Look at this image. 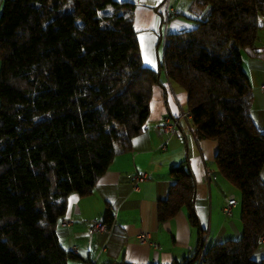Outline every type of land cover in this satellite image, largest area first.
<instances>
[{
	"label": "trees",
	"instance_id": "trees-1",
	"mask_svg": "<svg viewBox=\"0 0 264 264\" xmlns=\"http://www.w3.org/2000/svg\"><path fill=\"white\" fill-rule=\"evenodd\" d=\"M191 28L163 38V67L187 95L197 139L214 140L218 173L240 195L242 234L171 264H264V133L251 120L242 53L252 48L264 5L198 0ZM129 1L4 0L0 12V264H67L59 220L69 194L89 195L117 149L130 150L147 121L159 68L142 64ZM182 163L157 202L163 222L181 209L199 225L195 182ZM105 222L112 220L110 209Z\"/></svg>",
	"mask_w": 264,
	"mask_h": 264
},
{
	"label": "crops",
	"instance_id": "crops-1",
	"mask_svg": "<svg viewBox=\"0 0 264 264\" xmlns=\"http://www.w3.org/2000/svg\"><path fill=\"white\" fill-rule=\"evenodd\" d=\"M132 3L124 11L133 20L142 64L158 69L163 56V38L170 31L191 28L207 7L198 0H117ZM4 0H0V12ZM167 5L177 15L165 19ZM252 48L242 53L241 66L247 75L252 93L250 116L257 129L264 133V15ZM165 118L176 119L181 136L165 133L160 125ZM165 144V148H163ZM217 143L197 139L187 113V95L170 81L163 67L159 68V84L153 90L144 129L133 137L127 151L117 149L106 172L87 196L69 194L67 210L62 218L72 219L57 234L61 245L74 253L67 264H171L191 255L204 240V249L214 242L238 238L242 234L240 195L222 177L215 165ZM184 164L195 182L194 207L199 225L188 219V210L181 209L173 218L159 222L157 202L166 198L172 182L170 168ZM141 170L146 180L138 190L128 175ZM209 173V178L207 174ZM264 181V167L262 173ZM233 194L237 203L232 214L223 213L225 197ZM112 212L111 232H88L89 226ZM146 233L148 242L139 240ZM253 259L264 258V233Z\"/></svg>",
	"mask_w": 264,
	"mask_h": 264
},
{
	"label": "built area",
	"instance_id": "built-area-1",
	"mask_svg": "<svg viewBox=\"0 0 264 264\" xmlns=\"http://www.w3.org/2000/svg\"><path fill=\"white\" fill-rule=\"evenodd\" d=\"M261 4L264 5V0H258ZM177 15V9L174 6L167 5L166 11H165V19H170ZM260 88L264 91V84L260 86ZM189 115V114H188ZM160 128L165 132V133H175L178 136H181L180 130L178 128V122L176 119L172 118H165L164 122L160 125ZM165 148V144L162 146ZM129 178L133 181V189L138 190L140 188V183L146 180V173L144 171L138 170L134 172L133 174L128 175ZM209 178V173L207 174ZM237 203L235 196L233 194H230L225 197V202L223 206V213L226 216H230L232 214V209ZM72 219L68 218H62L60 220V223L62 225H67L70 224ZM95 231H105V232H111V229L109 225L105 222L104 216L100 215L98 218L89 226L88 232L93 233ZM262 237V236H261ZM260 237V239H261ZM139 240L142 242L147 241L148 242V235L146 233H142L139 235Z\"/></svg>",
	"mask_w": 264,
	"mask_h": 264
},
{
	"label": "water",
	"instance_id": "water-1",
	"mask_svg": "<svg viewBox=\"0 0 264 264\" xmlns=\"http://www.w3.org/2000/svg\"><path fill=\"white\" fill-rule=\"evenodd\" d=\"M181 167L184 168V164H182Z\"/></svg>",
	"mask_w": 264,
	"mask_h": 264
},
{
	"label": "rangeland",
	"instance_id": "rangeland-1",
	"mask_svg": "<svg viewBox=\"0 0 264 264\" xmlns=\"http://www.w3.org/2000/svg\"><path fill=\"white\" fill-rule=\"evenodd\" d=\"M169 32H170V30H169ZM237 193H239V192L237 191Z\"/></svg>",
	"mask_w": 264,
	"mask_h": 264
},
{
	"label": "bare ground",
	"instance_id": "bare-ground-1",
	"mask_svg": "<svg viewBox=\"0 0 264 264\" xmlns=\"http://www.w3.org/2000/svg\"><path fill=\"white\" fill-rule=\"evenodd\" d=\"M188 113V112H187Z\"/></svg>",
	"mask_w": 264,
	"mask_h": 264
}]
</instances>
